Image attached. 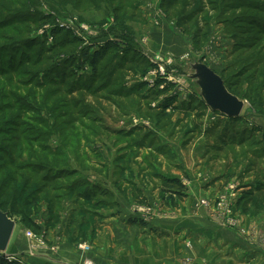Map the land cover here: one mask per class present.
Segmentation results:
<instances>
[{"label": "rangeland", "instance_id": "obj_1", "mask_svg": "<svg viewBox=\"0 0 264 264\" xmlns=\"http://www.w3.org/2000/svg\"><path fill=\"white\" fill-rule=\"evenodd\" d=\"M193 57L246 101L239 119L198 96ZM263 181L264 0H0L8 258L20 237L81 245L124 211L146 223L192 199L238 230L243 191Z\"/></svg>", "mask_w": 264, "mask_h": 264}, {"label": "crops", "instance_id": "obj_2", "mask_svg": "<svg viewBox=\"0 0 264 264\" xmlns=\"http://www.w3.org/2000/svg\"><path fill=\"white\" fill-rule=\"evenodd\" d=\"M197 201L182 213L160 206L145 225H130L132 213L124 211L83 242L89 251L67 239L31 243L20 237L10 255L26 264H264L263 213H238L240 226L230 229L213 217L215 212L196 213ZM143 215L138 217L144 220Z\"/></svg>", "mask_w": 264, "mask_h": 264}, {"label": "water", "instance_id": "obj_3", "mask_svg": "<svg viewBox=\"0 0 264 264\" xmlns=\"http://www.w3.org/2000/svg\"><path fill=\"white\" fill-rule=\"evenodd\" d=\"M185 77L197 88V94L206 106L214 113L227 118H239L242 115L246 101L229 91L222 77L198 57L187 62ZM16 222L0 210V254L6 255Z\"/></svg>", "mask_w": 264, "mask_h": 264}, {"label": "trees", "instance_id": "obj_4", "mask_svg": "<svg viewBox=\"0 0 264 264\" xmlns=\"http://www.w3.org/2000/svg\"><path fill=\"white\" fill-rule=\"evenodd\" d=\"M110 48V45L107 47ZM108 51H98L95 52L92 59L91 64L95 66H98L102 60H104V57ZM147 63L150 67H155L156 65L150 61L147 60ZM95 69H97L95 67ZM169 70V69H168ZM231 93H233L230 88H228ZM235 95V93H234ZM205 103V102H204ZM240 118V117H239ZM239 118H227L229 120H237ZM15 181H13L14 183ZM172 186L174 185L177 189L176 191H171L173 194L178 196L179 199H183L185 195H183V190L185 189L184 185L181 183V181L175 179L169 182ZM174 188V187H173ZM238 208L242 211L243 214L248 215L251 213V211H255V213L264 212V181L257 184L256 186L251 187L249 190L243 191V195L241 199L238 201ZM0 210L7 213L9 217L13 218V215L18 210V202L17 198L14 197V199H11V197L8 195V193H4L3 191H0ZM252 213V214H255ZM130 224L135 225H145L144 222H140L137 220H129ZM0 264H26L21 259L15 258L10 259L6 255L0 254Z\"/></svg>", "mask_w": 264, "mask_h": 264}, {"label": "built area", "instance_id": "obj_5", "mask_svg": "<svg viewBox=\"0 0 264 264\" xmlns=\"http://www.w3.org/2000/svg\"><path fill=\"white\" fill-rule=\"evenodd\" d=\"M161 72L164 73L165 72V69L163 67L160 68ZM26 236L30 239H34V235L32 232H27L26 233ZM41 241V240H39ZM81 249L85 250V251H89L90 250V247L87 245V244H81L80 245Z\"/></svg>", "mask_w": 264, "mask_h": 264}]
</instances>
